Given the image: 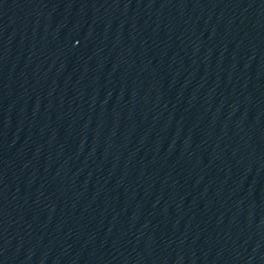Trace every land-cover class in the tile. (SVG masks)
Wrapping results in <instances>:
<instances>
[{"label": "water", "instance_id": "1", "mask_svg": "<svg viewBox=\"0 0 264 264\" xmlns=\"http://www.w3.org/2000/svg\"><path fill=\"white\" fill-rule=\"evenodd\" d=\"M0 264H264V0H0Z\"/></svg>", "mask_w": 264, "mask_h": 264}]
</instances>
